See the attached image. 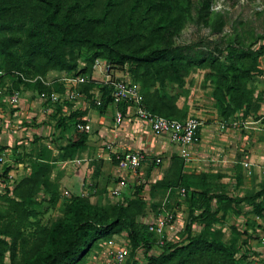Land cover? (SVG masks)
<instances>
[{"label":"trees","instance_id":"16d2710c","mask_svg":"<svg viewBox=\"0 0 264 264\" xmlns=\"http://www.w3.org/2000/svg\"><path fill=\"white\" fill-rule=\"evenodd\" d=\"M97 1L0 0V56L6 69L32 78L37 75L45 77L50 68L62 74L91 75L98 58L108 60L119 71L129 63L133 80L141 85L145 107L165 117L184 119L186 117H180L177 96L164 93L161 88L165 87L167 78L184 85L191 69L210 67L217 75L215 97L224 114L231 115L234 109H243L250 104L246 84L255 74L262 73L259 63L264 56V32L255 35L250 42L239 36L229 39L225 45L204 38L178 44L176 36L186 21L193 18V10L198 23L209 26L215 33L223 30L226 22L223 14L213 9V0H106L100 15H85L86 9H92ZM125 3H128L127 10L115 16L116 10ZM112 16L115 19L111 34H98L97 27L106 25ZM82 47L94 52L81 65L77 49ZM17 78L21 84L35 88L39 93L51 92L54 88L63 90L59 84L51 87L41 80L34 83L23 80L21 75ZM0 86H3L2 79ZM96 86L101 92L99 105L92 99L91 90ZM19 87L16 86L17 89ZM79 92L91 98L93 108L101 114L114 104L112 90L107 85L91 82L81 85ZM117 107L126 113V103ZM84 115L85 111L71 109L69 117L75 120V132L68 143L61 146L67 158L84 150L89 141V132L77 128L78 122L87 123L81 119ZM67 120L66 116H61L57 128L66 129ZM183 167L182 164L178 178L164 186H180L185 176ZM48 171L50 165L42 164L35 173L17 184L15 195L22 202L15 198L12 202L22 206L25 213L30 214L31 209L25 208L23 202L31 200L41 185L52 192L46 176ZM215 200L224 201L226 209L233 204L247 202L255 215L263 216L264 182L253 195L245 196L193 190L190 206L201 211L199 214L193 211V218L216 221L217 210L212 208ZM138 213L139 208L133 203L101 206L87 197L74 195L63 216L50 226L40 225V236L35 238L25 235L18 220L0 215V261L10 252L11 263L15 264L19 247L30 246L24 264H80L98 241L110 239L126 230L131 255L145 249V260L139 262L133 256L131 264H241L237 257L239 249L225 233L216 231L213 236L207 232L192 235L190 224L186 226L185 241L163 243L162 251L153 254L150 251L156 242L155 234L147 225L140 226Z\"/></svg>","mask_w":264,"mask_h":264},{"label":"rangeland","instance_id":"374dc122","mask_svg":"<svg viewBox=\"0 0 264 264\" xmlns=\"http://www.w3.org/2000/svg\"><path fill=\"white\" fill-rule=\"evenodd\" d=\"M78 1L85 3L87 0ZM105 1L98 0L92 9H86L85 15H100ZM127 6L128 3L123 4L114 15H119L124 9L127 10ZM213 9L221 12L226 22L221 32L215 33L209 26L198 23L194 19L196 12L193 10V18L186 21L176 36V42L189 44L204 38L206 41L225 45L229 39L239 36L250 42L255 35L264 32V0H213ZM115 16H112L106 25L97 27L98 34H111ZM77 52L80 54L79 63L82 65L88 61L94 50L82 47L77 49ZM130 67L128 63L120 71L118 69L119 75L134 79ZM259 68L262 69V73L255 74L246 84L250 104L243 109H234L231 115L224 114L217 103L215 97L217 75L212 68L191 69L185 77L184 85L167 78L165 87L161 89L164 93L177 96L181 108L180 117L201 118L205 130L185 153L182 152V148H179V152L169 150L161 152L153 146L147 148L131 146L128 151L149 148L150 159L138 169H125L120 166L118 175L115 169L110 171L113 180L102 186L103 190L108 192L109 184L113 183V196L109 197L110 200L107 202L109 207L116 203L135 204L139 208L137 220L140 226L145 224L149 229L168 214V224L162 235L154 233L156 242L151 253L158 254L162 251L161 241L164 243L185 241L186 226L190 224L192 235L207 232L213 236L216 231L225 233L239 249L237 257L241 264H264V215H255L247 202L233 204L226 209L224 201L215 200L212 208L213 211L217 210V219L209 222L208 218H193L201 211L199 209L195 211L190 206L193 190L245 196L253 195L264 182V56L260 59ZM61 75L62 72L50 68L45 77L53 79ZM17 76L6 69L3 57L0 56V79L3 80V86H0V152L6 159V173L10 169L14 173L12 177L4 175L0 179V215L18 220L25 235L35 238L40 236V225L50 226L53 221L63 216L67 204L77 193L70 189L72 183L62 181V177L56 178L50 167L46 176L52 192H48L41 185L40 191L31 200L23 202L25 208L31 209L30 214H27L22 206L12 202L13 198L22 202V199L15 195L17 184L45 164L42 161L45 158L48 157L53 162H68L73 160L79 151L69 160L61 148L75 132V120L69 117V111L64 107L55 105L54 114L43 116L42 108L47 105H42L41 108L33 102L38 94L32 99L30 95L25 106L14 107L2 100L8 99L14 89H17V85H24L19 82ZM22 91L25 90L21 89L20 92ZM76 102L84 103L88 109L93 108L92 102L85 99ZM61 116L68 119L66 129L57 128ZM112 119L115 121V113ZM91 121L96 123L92 115ZM223 123L226 124L224 128L221 127ZM91 126L93 131L89 133L91 135L89 143L93 146L99 142L100 154L94 160L99 172L93 174L94 178H97L105 162L107 166L114 162L117 153L113 151L115 144L113 137L116 139L119 133L113 132V122L105 128L104 133L100 131L103 127L100 122L95 125L91 123ZM144 138H147V132L141 139ZM44 139L47 141H43ZM134 140L139 143L138 139ZM157 156H162L164 161L157 163L155 159ZM245 161L250 167L244 164ZM75 163L77 162H71ZM182 164L185 176L181 185L172 188L164 186L165 183L178 178ZM64 180L67 181V174ZM92 180L94 187L100 185L93 178ZM66 190L70 193H65ZM193 211L196 213L193 214ZM128 243L130 239L126 230L110 239L100 240L80 264H106L114 256L116 248L124 247ZM29 248L30 246L19 247L15 264H24ZM133 256L139 262H143L145 249L141 248L135 255H131L132 259ZM0 264H12L10 252L6 253Z\"/></svg>","mask_w":264,"mask_h":264},{"label":"built area","instance_id":"2783aa9c","mask_svg":"<svg viewBox=\"0 0 264 264\" xmlns=\"http://www.w3.org/2000/svg\"><path fill=\"white\" fill-rule=\"evenodd\" d=\"M18 76L21 75L23 80L29 82H36L41 80L47 86L53 87L55 84L62 86L63 90H56L55 88L51 92H38V97L42 102L58 103L60 101H70L75 103L79 99H85L88 102H92L85 93L79 92V87L83 84L94 83L95 85H107L112 90V97L114 104L118 106L121 103L127 104V111H123L116 107L115 121L116 125H121L125 117L128 115L135 116L142 123L148 125L151 130L157 136H167L168 140L175 145L182 148V152L185 153L187 148L194 145L199 138V133L204 125V121L197 116H188L184 119L169 118L163 115H159L148 110L144 105V95L141 89V85L133 79H127L119 75L118 70L112 63L103 58L96 59L93 65V73L91 75L84 73L66 72L64 75L54 79H49L42 75H37L32 78L23 76L20 72L14 71ZM96 86L91 92L93 93L92 99L99 105L101 104V92ZM21 96L20 90H14L10 95L9 102L17 103ZM86 120V119H85ZM226 124H221L224 128ZM77 128L80 131L90 132L91 126L88 123L78 122ZM115 159L119 165L125 169H138L150 159L149 154L142 151H126L116 152ZM157 163L163 162L160 156L156 158ZM6 159L3 153L0 152V179L4 175L10 177L13 174L9 171L6 173ZM246 166H249L248 162H244ZM5 171V173H4ZM168 224V214L163 216L156 226H152L150 231L162 235L166 225ZM161 243H164L161 241ZM130 247V248H129ZM113 253V250H112ZM132 248L130 243L124 247L116 248L114 256L106 264H131Z\"/></svg>","mask_w":264,"mask_h":264},{"label":"crops","instance_id":"0c3cea01","mask_svg":"<svg viewBox=\"0 0 264 264\" xmlns=\"http://www.w3.org/2000/svg\"><path fill=\"white\" fill-rule=\"evenodd\" d=\"M64 74H62V75H64ZM21 89L25 90V91L21 92V96H20V98L16 104L13 105L12 103L9 102V99H7V98H4L2 100L5 101L6 103L9 102L8 104H11L14 107H16L18 105L19 106H21V105L25 106V103L27 102L30 95H31V99H32L33 96L38 94V92L35 88L25 86V85H21L19 87V89H14V90H21ZM33 102L36 105L38 104L39 105L38 107H41V108H42V105H45V104L47 105V106H44L42 108L43 109V112H42L43 116H46V114H48V115L54 114L56 112L55 107H54L55 105H60L61 107H64L65 110L69 111V115L71 114V109L72 110L79 109V110L85 111V115L81 119H83V120L86 119L87 123L90 124V126H91V123L94 125L99 123V122L101 124H103V127L100 130L101 133H104L105 128H107L108 125L110 126V124H112V122H113V127H112L113 132L115 133V131H117L119 133V135H118V137H116V139L113 137V142H115V144L113 145V151L124 152L125 150H127L131 146H136V147L137 146H140V147L144 146L146 148L153 146L161 152H165L168 150H169V152L170 151L179 152L180 147L178 145L172 144L168 140L167 136H157L156 134H154V132L151 130V128L148 125L142 123L135 116H131L132 118H130L127 115L125 117L124 122L121 125H116V122L114 121V119H112V117H114V113H115L116 107H117L115 104L109 105L106 113L101 114L96 108L91 107L88 109L87 106H84V103L82 104L81 102L71 103L70 101H60V102L54 103V104L53 103H47V102L42 103V101L40 100V98L38 96L36 99H34ZM91 115L94 116L96 123H93L91 121ZM203 127L199 133V137L201 136V132L205 130ZM91 128H92V126H91ZM146 128H149V129H146ZM92 131L93 130L91 129L89 133L91 134ZM145 132H147V138L141 139ZM152 135L154 137H152ZM90 137H91V135H90ZM151 138H153V139H151ZM134 139H138L139 143ZM147 139H148V141H147ZM89 140H90V138H89ZM43 141H47V140L44 139ZM98 144H99V142H96V143H94L95 146L94 145L92 146L91 143H89V141H88L86 148L84 150L79 151V153H77V156L73 157L74 158L73 160H70L72 157H69L68 159L70 161H68V162H62L61 163L60 161H54V162H56V163H54L48 157L42 161L44 163L50 165V167H52L53 175L56 176V178L60 179V177H62L61 178L62 181L72 183L70 186V189L72 191L76 192L77 193L76 195L87 197L92 203H95V204H98L101 206H108L107 202L110 200L109 197L112 198V196H113V183L109 184V186H108L109 191L108 192H105L103 190L102 186L108 184V182L110 180H113V177H110V175H111L110 171L115 169L116 170L115 173H117V175H118V171L121 170V167H120L118 161L115 159V156H114V162L113 163L110 162V163H112L110 166H107L106 165L107 163L105 162L106 166L104 165L100 169L101 170V172L99 174L100 176L98 175L97 178H94L93 174L94 173L98 174V172H99V170L97 168V164L94 162V160H96L95 158L99 156L98 154H100ZM91 149H93V150H91ZM134 151H142V152H145L147 154L150 153L149 148L147 150L137 148V150H134ZM78 154H79V156H78ZM71 162H77V163L71 164ZM91 164H92V166H91L92 168L90 167ZM9 171L12 174H14L11 169ZM65 174H67V181L64 180ZM112 174H113V172H112ZM113 175H115V174H113ZM92 178L96 182L100 183V185L98 187L93 186L94 184H92L93 183ZM65 193L69 194L70 192L68 190H66Z\"/></svg>","mask_w":264,"mask_h":264}]
</instances>
